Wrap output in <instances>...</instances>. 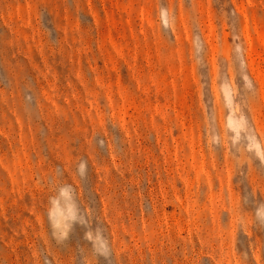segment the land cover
Segmentation results:
<instances>
[{
  "label": "rangeland",
  "instance_id": "rangeland-1",
  "mask_svg": "<svg viewBox=\"0 0 264 264\" xmlns=\"http://www.w3.org/2000/svg\"><path fill=\"white\" fill-rule=\"evenodd\" d=\"M0 264H264V0H0Z\"/></svg>",
  "mask_w": 264,
  "mask_h": 264
}]
</instances>
